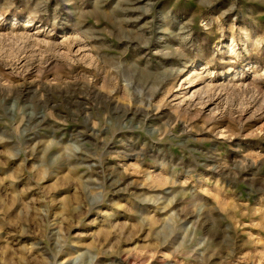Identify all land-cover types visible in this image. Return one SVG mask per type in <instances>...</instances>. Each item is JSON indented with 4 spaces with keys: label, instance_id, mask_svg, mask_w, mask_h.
<instances>
[{
    "label": "rangeland",
    "instance_id": "1",
    "mask_svg": "<svg viewBox=\"0 0 264 264\" xmlns=\"http://www.w3.org/2000/svg\"><path fill=\"white\" fill-rule=\"evenodd\" d=\"M0 264H264V0H0Z\"/></svg>",
    "mask_w": 264,
    "mask_h": 264
}]
</instances>
